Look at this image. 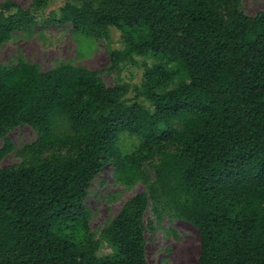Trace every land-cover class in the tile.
<instances>
[{"label": "trees", "instance_id": "trees-1", "mask_svg": "<svg viewBox=\"0 0 264 264\" xmlns=\"http://www.w3.org/2000/svg\"><path fill=\"white\" fill-rule=\"evenodd\" d=\"M49 3L0 4V47L32 32ZM51 16L75 37L121 31L107 71L155 62L133 102L129 85L70 62L0 63V163L21 159L0 168V264H149L146 232L165 217L197 230L198 264H264V11L248 15L243 0H77ZM25 126L37 140L17 148L9 135ZM108 166L116 185L145 191L97 240L85 203ZM103 243L112 252L100 257Z\"/></svg>", "mask_w": 264, "mask_h": 264}, {"label": "rangeland", "instance_id": "rangeland-1", "mask_svg": "<svg viewBox=\"0 0 264 264\" xmlns=\"http://www.w3.org/2000/svg\"><path fill=\"white\" fill-rule=\"evenodd\" d=\"M7 0H0V4ZM77 0H50L48 8L39 12L37 26L32 32H19L15 39L0 47V63L14 64L19 56L37 64L43 71H49L61 62H70L92 71L103 73V79L109 87L127 84L130 87L128 98L135 101L134 89L141 86L144 79V63L152 65V58H138L137 64H125L119 69L107 71L110 65V53L124 48L123 34L116 28L110 30L109 38H90L73 35L72 25L60 26L47 23L54 12H58L66 3ZM17 6L31 9L32 0H12ZM248 15L254 16L264 11V0H243ZM82 53V55L80 54ZM140 101H143L141 99ZM147 105V103H146ZM149 106V105H148ZM9 138L17 148L37 140V133L25 126L14 130ZM126 141V142H125ZM124 145L137 143V138L124 137ZM4 142L0 141V148ZM130 148V147H129ZM21 159L13 153L1 163L4 166L20 163ZM145 191L142 184L126 189L115 184L114 168L106 167L103 174L93 183L86 207L92 212L91 229L99 240L101 231L121 212L126 202ZM152 217L151 211L147 214ZM146 256L149 264H198L201 239L197 230L190 224L165 217L161 226L154 232H146ZM110 247L103 243L100 257L109 255Z\"/></svg>", "mask_w": 264, "mask_h": 264}]
</instances>
